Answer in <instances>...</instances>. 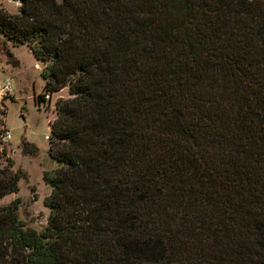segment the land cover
<instances>
[{
  "label": "trees",
  "instance_id": "1",
  "mask_svg": "<svg viewBox=\"0 0 264 264\" xmlns=\"http://www.w3.org/2000/svg\"><path fill=\"white\" fill-rule=\"evenodd\" d=\"M17 1L0 33L45 63L37 101L71 96L49 224L1 205L0 264H264V0Z\"/></svg>",
  "mask_w": 264,
  "mask_h": 264
},
{
  "label": "rangeland",
  "instance_id": "2",
  "mask_svg": "<svg viewBox=\"0 0 264 264\" xmlns=\"http://www.w3.org/2000/svg\"><path fill=\"white\" fill-rule=\"evenodd\" d=\"M10 12L19 11L15 0H0V7ZM5 43L19 58L20 64L14 63L5 49ZM39 60L27 42L14 44L0 33V86L12 79L13 91L2 97L0 95V167L12 171L21 170L20 188L0 198V206L7 205L21 197L18 212L25 226L42 231L49 224L50 206L45 197L51 192L52 185L45 178V171L54 170L59 162L50 155V142L46 136L51 134V122L57 116L56 100L71 96L69 87L49 93L46 100L36 99L43 91L46 81L41 73L45 63L36 66ZM17 76L15 79L14 76ZM6 129L12 132L9 141L3 138ZM23 139L35 143L39 150L36 153H25Z\"/></svg>",
  "mask_w": 264,
  "mask_h": 264
},
{
  "label": "built area",
  "instance_id": "3",
  "mask_svg": "<svg viewBox=\"0 0 264 264\" xmlns=\"http://www.w3.org/2000/svg\"><path fill=\"white\" fill-rule=\"evenodd\" d=\"M11 81H12V79H9V80L5 81V82L0 86V95H1L2 97H4V96L7 95V94L12 93V91H13V85H12V82H11ZM49 98H50V94H46V99H49ZM11 135H12L11 130H10V129H6V130H5V133H4V135H3V138L6 139L7 141H9L10 138H11ZM50 136H51V135L48 134V135L46 136V138L50 140Z\"/></svg>",
  "mask_w": 264,
  "mask_h": 264
},
{
  "label": "crops",
  "instance_id": "4",
  "mask_svg": "<svg viewBox=\"0 0 264 264\" xmlns=\"http://www.w3.org/2000/svg\"><path fill=\"white\" fill-rule=\"evenodd\" d=\"M15 2L17 3V5L18 6H20V4H21V2L20 1H17V0H15ZM31 49V48H30ZM19 59V58H18ZM39 60V59H38ZM20 61V60H19ZM43 63V61L42 60H39V62H37V64H36V66L38 65V67L41 69L42 67H41V65L40 64H42ZM20 64V63H19ZM19 64H13L14 65V68H17L18 66H19ZM44 64V63H43ZM42 70V69H41ZM14 78L16 79L17 78V76H16V74H15V76H14ZM46 82V81H45ZM44 82V83H45Z\"/></svg>",
  "mask_w": 264,
  "mask_h": 264
}]
</instances>
